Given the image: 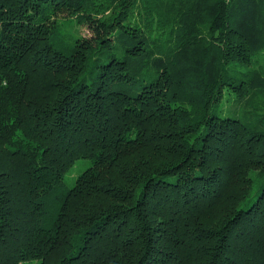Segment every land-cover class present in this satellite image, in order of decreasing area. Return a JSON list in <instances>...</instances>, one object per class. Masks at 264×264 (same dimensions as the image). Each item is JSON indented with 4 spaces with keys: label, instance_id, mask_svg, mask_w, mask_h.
<instances>
[{
    "label": "trees",
    "instance_id": "16d2710c",
    "mask_svg": "<svg viewBox=\"0 0 264 264\" xmlns=\"http://www.w3.org/2000/svg\"><path fill=\"white\" fill-rule=\"evenodd\" d=\"M28 262L264 264V0H0V264Z\"/></svg>",
    "mask_w": 264,
    "mask_h": 264
},
{
    "label": "rangeland",
    "instance_id": "374dc122",
    "mask_svg": "<svg viewBox=\"0 0 264 264\" xmlns=\"http://www.w3.org/2000/svg\"><path fill=\"white\" fill-rule=\"evenodd\" d=\"M220 105L223 110V113L228 112L229 110H234L237 113V116L240 117V119H244V116H243L244 110L241 109L239 110L240 113L238 112V107L240 108V102L237 99V97L233 95V93H225V95L223 96L221 100ZM17 137L19 138V136ZM24 264H36V262H28Z\"/></svg>",
    "mask_w": 264,
    "mask_h": 264
}]
</instances>
